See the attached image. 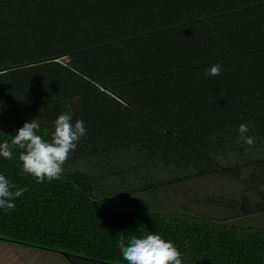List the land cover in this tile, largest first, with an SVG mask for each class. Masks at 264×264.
I'll list each match as a JSON object with an SVG mask.
<instances>
[{
    "label": "trees",
    "instance_id": "trees-1",
    "mask_svg": "<svg viewBox=\"0 0 264 264\" xmlns=\"http://www.w3.org/2000/svg\"><path fill=\"white\" fill-rule=\"evenodd\" d=\"M256 61L264 0H0V143L34 119L48 140L63 113L87 133L51 182L23 173L17 148L0 157L27 188L0 209V242L128 264L119 234H158L182 264H264Z\"/></svg>",
    "mask_w": 264,
    "mask_h": 264
},
{
    "label": "clouds",
    "instance_id": "clouds-1",
    "mask_svg": "<svg viewBox=\"0 0 264 264\" xmlns=\"http://www.w3.org/2000/svg\"><path fill=\"white\" fill-rule=\"evenodd\" d=\"M221 72L222 65L217 63L210 66L205 75L218 76ZM53 127L50 139L45 140L38 134L40 124L37 119L24 123L10 142L5 140L0 143V157L12 160L13 149L17 148L20 150L18 166H22L23 173L32 176L38 183L46 179L49 182L60 179L70 153L76 150L79 140L87 133L84 121L77 120L73 124L69 113L59 115ZM248 132L247 124L239 126L241 141L252 146L255 140L246 135ZM26 191L27 188H18L0 174V209H14L15 200ZM119 248L123 260L128 264H182L180 251L171 241H166L158 234L133 235L126 242L125 235L120 233Z\"/></svg>",
    "mask_w": 264,
    "mask_h": 264
},
{
    "label": "rangeland",
    "instance_id": "rangeland-1",
    "mask_svg": "<svg viewBox=\"0 0 264 264\" xmlns=\"http://www.w3.org/2000/svg\"><path fill=\"white\" fill-rule=\"evenodd\" d=\"M12 244V243H11ZM64 258L61 253H56ZM0 264H67L64 260L59 261L44 249L27 247L24 245H9L0 242Z\"/></svg>",
    "mask_w": 264,
    "mask_h": 264
},
{
    "label": "crops",
    "instance_id": "crops-1",
    "mask_svg": "<svg viewBox=\"0 0 264 264\" xmlns=\"http://www.w3.org/2000/svg\"><path fill=\"white\" fill-rule=\"evenodd\" d=\"M242 65L244 66L245 64H242ZM246 66H251L252 69H250V70L252 71V73H255V70L257 68H253V67H256V66L263 67L264 66V63H263V61H260V62L259 61H256V63L251 62V63H248ZM227 72H228L229 75H231V70H227ZM238 75L242 78L243 82H247L251 78V76L261 77L259 75H247V74H244V73H239ZM233 82L236 83V84L237 83H240V81L237 79V76H235V78L233 79ZM60 259H61V261H63V260L66 261L67 260L66 258L64 259L62 257Z\"/></svg>",
    "mask_w": 264,
    "mask_h": 264
}]
</instances>
